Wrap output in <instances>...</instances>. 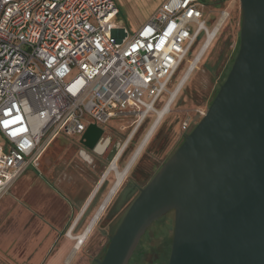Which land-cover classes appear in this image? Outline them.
I'll return each mask as SVG.
<instances>
[{"label":"built area","instance_id":"built-area-1","mask_svg":"<svg viewBox=\"0 0 264 264\" xmlns=\"http://www.w3.org/2000/svg\"><path fill=\"white\" fill-rule=\"evenodd\" d=\"M204 8L163 0L130 34L114 0H0V199L58 136L129 120L121 157L225 15L209 28ZM181 129L190 132L188 120Z\"/></svg>","mask_w":264,"mask_h":264},{"label":"water","instance_id":"water-1","mask_svg":"<svg viewBox=\"0 0 264 264\" xmlns=\"http://www.w3.org/2000/svg\"><path fill=\"white\" fill-rule=\"evenodd\" d=\"M239 1V46L225 80L132 201L98 264H128L147 226L169 211L167 264H264V0ZM102 134L90 125L80 143L93 150Z\"/></svg>","mask_w":264,"mask_h":264},{"label":"rangeland","instance_id":"rangeland-1","mask_svg":"<svg viewBox=\"0 0 264 264\" xmlns=\"http://www.w3.org/2000/svg\"><path fill=\"white\" fill-rule=\"evenodd\" d=\"M114 1L122 12L119 16L122 25L130 34H133L148 17L146 15L148 10H154L152 6L158 0ZM201 1L207 3L204 10L209 28L215 25L222 14L226 16L225 21L180 90L170 112L164 115L152 138L141 152L145 150L147 152L140 164L142 172L148 171L152 163L163 162L165 152L169 151L182 135L183 121L188 120L190 125L194 123L193 127H195L201 119L199 111H207L214 93L227 76L225 78L221 76V71L238 42L241 28L240 1ZM203 40L204 36L197 41L188 59L191 63ZM189 67L190 64L185 63L173 79L171 90L179 84ZM161 107L162 103L158 105V109ZM155 118V115H150L136 133L125 151L126 154L120 159L121 164L118 165L120 171L124 169L145 134L148 133ZM129 124V120L111 122L107 131V134L111 136V146L104 156H94L92 163L79 156L78 151L81 147L76 136L61 135L48 146L37 167H28L21 174L0 199V264H93V259H100L107 245V230L102 231L100 224H106L109 221L103 219L108 207L79 251L72 254L74 243L65 236L75 225L73 222L79 212L78 207L86 196L93 192L108 166L110 162L107 161L108 153L113 151V148L124 141L129 134L131 130L128 127ZM177 147L176 144L174 151ZM153 173L143 181H139L138 185L141 188L144 187ZM109 180L113 182L112 174ZM108 188L109 186L100 190L87 217L79 222L74 234H80L83 231L93 216L94 210L105 197ZM137 193L132 195L128 204L119 207L117 211L119 217L123 216ZM172 234L173 211H169L151 222L141 235L139 242L145 250L141 262L129 259L128 264H156L160 257L159 248L163 247L164 242L171 241Z\"/></svg>","mask_w":264,"mask_h":264},{"label":"flooded vegetation","instance_id":"flooded-vegetation-1","mask_svg":"<svg viewBox=\"0 0 264 264\" xmlns=\"http://www.w3.org/2000/svg\"><path fill=\"white\" fill-rule=\"evenodd\" d=\"M238 46H239V38H238V42L235 44V46H234V49H233V51H232V54L229 56V58H228V60L225 62V64L223 65V67H222V71H221V76H223L224 78H225V73H226V71H227V69H228V67H229V65H230V63H231V61L233 60V57H234V54H235V51H236V49L238 48ZM193 125H194V123H191V125H190V131L194 128L193 127ZM108 131V128L107 129H104L103 130V134H102V136H101V138H102V142L100 143V144H98V142H97V144H96V146L94 147V149L93 150H88V149H86L81 143H80V139H81V137H76L77 138V140H78V142H79V145H80V147H81V149L78 151V154H79V156L83 159V160H85V161H87V162H90V163H92L93 162V157L94 156H97V157H102V156H104L107 152H108V150H109V148H110V146H111V136H109L107 133ZM154 134V133H153ZM153 134H152V136H153ZM158 135V134H157ZM156 135V136H157ZM152 136L150 137V139L152 138ZM186 136V134L184 133V132H182V135L180 136V138H179V140L177 141V145H178V147L181 145V143L183 142V139H184V137ZM100 138V139H101ZM99 139V140H100ZM149 139V140H150ZM149 140L147 141V143L145 144V146L148 144V142H149ZM176 144L174 145V146H172V148L169 150V151H167V152H165V155H164V158H163V162H161L160 164L159 163H152L151 164V166L149 167V170L147 171V170H143L144 172H142L141 170H140V164L142 163V161L145 159V157H146V150L143 152V153H139V156H137L136 157V159L134 160V162H133V164L130 166V168L127 170V172H126V174L124 175V178H123V180H122V182L120 183V185L118 186V189L116 190V192H115V194L112 196V198L110 199V201L108 202V204H111V205H108L107 204V206L105 207V209L108 207V209H107V211H106V213H104V217H103V219H105L106 221H108L106 224H100V227H101V230L102 231H104V230H107V245L105 246V248H104V251H103V255L100 257V259H96V260H94V263L93 264H98V262L99 261H101L102 260V258H103V256H104V253H105V251H106V249H107V246H108V243H109V238L114 234V232L116 231V229H117V227H118V225H119V223L121 222V220H122V218H123V216H124V214L126 213V211H127V209H128V207L130 206V204L132 203V201L136 198H134L130 203H129V205H128V207H127V209H126V211L124 212V214H123V216L122 217H119V215H118V213L119 212H117L118 211V209H119V207L121 206V205H124V204H128V202L131 200V198H132V195L134 194V193H136V192H138L139 193V191L143 188H141L138 184H139V181H143L144 179H146L148 176H150V174H152L153 172V175L150 177V179L148 180V182L154 177V175L160 170V168L162 167V165L173 155V153L177 150H175L174 151V148H175V146H176ZM140 145V144H139ZM145 146H144V148H145ZM177 147V148H178ZM138 148V147H137ZM143 147H142V149H144ZM141 149V150H142ZM116 151H117V147H114L113 148V151L111 150L109 153H108V155H107V161H111L112 160V158L110 159V156H111V154L114 152V155H115V153H116ZM143 151V150H142ZM142 151H140V152H142ZM163 152V153H164ZM126 154V152H124L123 154H122V156L120 157V159L124 156ZM120 159H119V161H118V164H117V168H118V170H119V164H121L120 163ZM130 159H131V157L129 158V160L127 161V163H126V165H128V163H129V161H130ZM138 159V160H137ZM136 160H137V163L136 164H134L135 162H136ZM110 163V162H109ZM125 165V166H126ZM107 168V167H106ZM105 168V169H106ZM105 171V170H104ZM104 171H103V173H104ZM120 171V170H119ZM124 171V169H122L120 172H123ZM141 171V172H140ZM103 173H102V175H103ZM111 176V175H110ZM109 176V177H110ZM134 176H136V178H134ZM102 177V176H101ZM109 177H107L106 179L104 178V179H102V178H100V180L98 181V183L96 184V186H95V192H94V194H93V196L91 197V199H90V201L87 203V206H86V208H85V210H83V212L81 213V215H80V217H78L77 219L75 218V225H74V227H73V229H71V233L72 234H74V232H75V230L77 229V227L79 226V222H81L85 217H87V215H88V213H89V211H90V208H91V206L93 205V203L95 202V200H96V198H97V196H98V194H99V192H100V190H102L103 188H106L107 186H109V188H108V190H107V192L109 191V189L110 188H112V186L114 185V183H115V179H113L114 180V182H110V180H109ZM147 182V183H148ZM112 183H113V185H112ZM112 185V186H111ZM92 192V193H93ZM92 193H90L91 195H92ZM138 193H137V195H138ZM90 194H88V196H86V198L84 199V201H82V203L80 204V206L78 207V209H79V212H80V210H81V208H82V206H84L85 204H86V201H87V199H88V197H89V195ZM107 194V193H106ZM136 195V196H137ZM106 196V195H105ZM104 199H105V197H103V199L101 200L102 202L104 201ZM102 202H100L99 204H98V206L96 207V209L99 207V205L102 203ZM110 206V207H109ZM96 209L94 210V211H96ZM104 209V210H105ZM78 212V213H79ZM104 212V211H103ZM95 213V212H94ZM78 215V214H77ZM94 215V214H93ZM113 215V216H112ZM102 216V215H101ZM100 216V218L98 219V221L102 218ZM110 216H111V218H110ZM77 217V216H76ZM91 216H89V218H90ZM89 218H87V219H89ZM120 218V219H119ZM102 219V220H103ZM90 221V220H89ZM97 221V222H98ZM88 224V223H87ZM97 224V223H96ZM95 224V225H96ZM117 224V225H116ZM95 227V226H94ZM94 227H93V229H94ZM92 229V230H93ZM69 231H70V229H69ZM74 235H76V234H74ZM78 235V234H77ZM140 241V240H139ZM139 243L140 242H138V244H137V246L139 245ZM136 246V247H137ZM136 249V248H135ZM132 257V256H131ZM130 257V258H131Z\"/></svg>","mask_w":264,"mask_h":264},{"label":"bare ground","instance_id":"bare-ground-1","mask_svg":"<svg viewBox=\"0 0 264 264\" xmlns=\"http://www.w3.org/2000/svg\"><path fill=\"white\" fill-rule=\"evenodd\" d=\"M224 20H225V15L222 17V19L220 20V22L217 25L216 29H214L213 33L209 35V40H208L207 44L204 46V48L202 49V51L200 52V54L198 55V57L194 61L192 60L193 62L191 63L189 69L186 70L187 72L184 74V76L182 77V79L179 82V84L176 86L175 91L172 93V95H171L170 99L168 100V102L166 103L164 109L158 112L156 121L151 126V128L148 131V133L145 134V137L141 141V143L138 146V148L131 155V159H130L127 167L124 169V171L123 172L117 171V173H114L113 172V169L117 167L118 161L120 159V153H121V151H119L118 154H116L114 156V158L111 160V162L108 164V166L105 169V171H104V173H103V175H102L101 178L102 179H104V178L106 179L107 177H109L112 174L113 175V179H115V183H114V185L112 183V185H113V186L111 185L112 188L109 189V191L107 192V194L105 196L104 201L96 209L94 215L91 217L90 221L85 226V228L83 229V231L80 234H78V235H74V234L71 233V229L72 228H70V231H68L66 233V236L65 237L69 241H72L74 243V247H73V250H72V254H74L76 251H79L82 248L84 242L87 240V238L91 234L93 227L95 226V224L97 223L98 219L102 215V213H103L105 207L107 206L108 202L110 201V199L112 198V196L115 194L116 190L118 189V186L122 182V180L124 178V175L126 174L127 170L133 164V162L136 159V157L139 156V153H141L140 151L143 150L142 147L144 148L145 144L147 143V141L150 139V137L154 133L155 129L157 128L158 124L161 122V120L164 117V115H166V114H168L170 112L171 106L174 103L177 95L180 93V90L182 89V87L184 86V84L189 79L192 71L196 68V66L198 65V63L202 59L203 55L205 54L206 50L211 45V43L209 44L210 39H212L214 37V35L218 31V29L224 23ZM208 44H209V46H208ZM113 182H114V180H113ZM93 191L95 192V189Z\"/></svg>","mask_w":264,"mask_h":264},{"label":"trees","instance_id":"trees-1","mask_svg":"<svg viewBox=\"0 0 264 264\" xmlns=\"http://www.w3.org/2000/svg\"><path fill=\"white\" fill-rule=\"evenodd\" d=\"M200 2H202L204 5H207V3H204L201 0H200ZM237 51H238V48L235 51L233 60L231 61L230 65H229V67H228V69H227V71L225 73V76L228 74V71L230 70V68L232 66V63H233V61H234V59L236 57ZM217 91L214 93L210 103L212 102L213 98L215 97ZM113 156H114V152L111 154L110 159ZM170 248H171V241L164 242L163 247L159 248L160 257H159V260L156 261V264H167L168 258H169V254H170ZM144 252H145V250L143 249V247H141V244L139 243V245L134 250V252L132 254V257L130 259H132L133 261H136V262H141V259H142V257L145 254Z\"/></svg>","mask_w":264,"mask_h":264},{"label":"crops","instance_id":"crops-1","mask_svg":"<svg viewBox=\"0 0 264 264\" xmlns=\"http://www.w3.org/2000/svg\"><path fill=\"white\" fill-rule=\"evenodd\" d=\"M162 1H163V0H158L157 2H155V3L153 4L152 8H154V10H155V9L159 6V4H160ZM155 5H156V7H155ZM117 8H118V11H119V16H120L122 12H121L119 6H117ZM154 10H153V11H151L150 9L148 10V12H147V14H146L148 17L146 18V20L150 17V15L154 12ZM119 20H120V19H119ZM146 20H145V21H146ZM145 21H144V22H145ZM120 22H121V25H122V20H120ZM144 22H143V23H144ZM143 23H142V24H143ZM142 24H141V25H142ZM141 25H140V26H141ZM122 26H123V25H122ZM140 26H139V27H140ZM123 27H124V26H123ZM139 27H138V28H139ZM138 28H137V29H138ZM125 29H126V28H125ZM19 177H20V176H19ZM19 177H18V178H19ZM18 178H17V179H18ZM17 179L15 180V182L17 181ZM15 182H14V183H15ZM14 183H13V184H14ZM12 186H13V185H12ZM91 193H92V192H91ZM93 194H94V192L92 193V195H91V194L89 195V197H88V199H87V201H86V204H85L84 206H82V208H81L80 212L78 213L76 219H77L78 217H80V215H81V213L83 212V210H85V208H86V206H87V203L90 201V199H91V197L93 196ZM76 235H77V234H76Z\"/></svg>","mask_w":264,"mask_h":264}]
</instances>
